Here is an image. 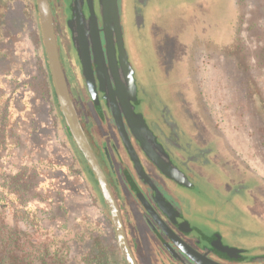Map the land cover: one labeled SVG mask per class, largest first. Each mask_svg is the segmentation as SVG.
Returning a JSON list of instances; mask_svg holds the SVG:
<instances>
[{
  "label": "flooded vegetation",
  "instance_id": "1",
  "mask_svg": "<svg viewBox=\"0 0 264 264\" xmlns=\"http://www.w3.org/2000/svg\"><path fill=\"white\" fill-rule=\"evenodd\" d=\"M143 1L148 2L132 0L138 10L132 15L134 30L139 28ZM225 1L216 2L225 14L211 29L214 31L202 23L204 31L192 35L184 45V60L175 64V70L162 55L167 71L164 80L153 49L154 61H147L136 43L138 68L133 63L122 24L121 0H117L119 31L114 20L104 23L102 0H48L70 98L119 206L127 241L138 264L145 263L142 243L133 234L135 228L143 231L155 257L154 264H264V179L246 166L219 130L198 79L199 67L208 59L239 71L264 70V0ZM160 2H168L172 10H195L197 2L203 0H150L151 4ZM73 17L89 30L90 23L93 37L99 38L104 65L94 62L93 45L97 47L88 34L91 73L84 71L78 55ZM27 22L28 27H33L27 34L29 40L41 64L42 59L45 62L41 83L46 93L48 76L50 82L51 77L36 0H0V61L7 60L8 41L12 40V46L15 37L22 34V24ZM64 39L74 57L67 66L60 52V41ZM119 44L137 85L133 94L127 86L129 72L121 62ZM151 75L159 76L152 87L148 82ZM71 84L75 89L71 90ZM170 88L181 107L170 99ZM50 95L53 97L52 91ZM3 106L0 112L4 111L6 119L5 100ZM118 115L130 148L119 131ZM5 129L6 124L4 140ZM64 130L67 131L65 126ZM68 135L75 164L83 166L80 171L90 197L104 205L108 213L89 163L70 132ZM110 225L109 241L83 230L82 240L87 245L78 259L66 253V264H93L95 257L105 260V264H126ZM186 247L197 259L185 252Z\"/></svg>",
  "mask_w": 264,
  "mask_h": 264
},
{
  "label": "rangeland",
  "instance_id": "2",
  "mask_svg": "<svg viewBox=\"0 0 264 264\" xmlns=\"http://www.w3.org/2000/svg\"><path fill=\"white\" fill-rule=\"evenodd\" d=\"M147 1L141 2L139 28L134 30L132 15L138 11L135 2L121 0L122 24L136 67L138 43L147 61L152 59L154 50L165 80L167 71L166 67L163 70L162 55L175 70V64L184 60V45L192 35L204 31L202 23L207 30L214 31L211 29L225 14L217 3L226 1L203 0L197 2L195 10L184 7L172 10L168 2L151 4ZM21 28L22 34L15 37L12 46V40L8 41L7 60L0 61L3 64L0 102L4 105L5 100L7 104L6 138L0 150V219L45 240L52 250L59 248L64 255L69 253L78 259L87 245L82 240L83 230L95 232L108 241L112 239L110 217L104 207L90 197L80 171L83 166H76L70 151L65 124L57 116L56 107L47 101L41 83L45 62L42 59L41 64L27 35L33 27H28L27 22ZM60 52L65 66L74 62L65 39L60 41ZM198 79L219 130L246 166L264 179V70L239 71L208 59L199 67ZM158 81L159 76L148 77L151 87ZM72 89H75L73 84ZM170 89V99L180 106ZM202 192L207 194L208 190L202 187ZM133 234L137 242L139 239L142 243L144 263L154 264L155 257L143 231L135 228Z\"/></svg>",
  "mask_w": 264,
  "mask_h": 264
},
{
  "label": "water",
  "instance_id": "3",
  "mask_svg": "<svg viewBox=\"0 0 264 264\" xmlns=\"http://www.w3.org/2000/svg\"><path fill=\"white\" fill-rule=\"evenodd\" d=\"M101 4L103 7V13H104V23L110 24L111 21L114 20V24L117 26L118 31H119L120 23H119L117 0H102ZM36 9L38 12L39 24H40V30H41V36H42V44H43L46 58H47L49 73H50L52 87H53V93L57 99V103L59 105L62 117L66 123V126L69 129V132L72 138L77 144L78 149L81 151L84 158L89 163L96 177V180L100 187V191H101L104 204L107 207V210L109 213L110 222L114 228L117 245H118V248L120 250L122 257L124 258L126 264H138L136 262V259L127 241L126 232H125V228L123 225L119 206L96 160V157L87 141L86 135L81 127L78 115L76 113V110L70 98L65 75H64L63 69L61 67L60 59H59L56 37H55V32H54L53 17H52V13L50 10L48 0H36ZM71 22L75 23L76 25V45L78 48V55L83 65V69L84 71L88 69L89 72L91 73V60H90V52H89L88 34L91 35L92 41L94 42V44H96V47H97L96 49L95 46L93 45L94 62L97 65H100V64L104 65V55L102 54V51H101L99 38L93 37L92 32L90 31L92 28V25L90 23H89V27L91 28L89 30L86 28V24L84 22H81L80 20H77L74 17L71 20ZM119 48H122V53H123V54L120 53L121 62L123 65H125V68H127V70L124 68L125 71L129 72V75L126 76V81H128L127 86L130 88L133 94L136 92V88H137V85H136V82L133 76V71L128 61L126 60L123 47L120 44H119ZM163 70H165L164 60H163ZM116 86L117 88H119L118 85ZM115 107H116V111L119 112L116 104H115ZM117 121H118L119 131L124 139L125 145L127 146V148H130L129 143H127L128 142L127 139L125 140L126 133L124 131V127L122 125L119 115H118ZM186 248L187 249L184 248L185 252L191 255L194 259H197L194 254L189 253L190 249L188 247Z\"/></svg>",
  "mask_w": 264,
  "mask_h": 264
},
{
  "label": "trees",
  "instance_id": "4",
  "mask_svg": "<svg viewBox=\"0 0 264 264\" xmlns=\"http://www.w3.org/2000/svg\"><path fill=\"white\" fill-rule=\"evenodd\" d=\"M52 91L53 97L50 95ZM47 101L56 107V114L62 119L67 131H69L62 117L57 99L53 93L50 78L46 85ZM4 111L0 112V150L4 144L5 117ZM69 133V132H68ZM104 207V205H102ZM106 210V208L104 207ZM93 264H105V260L97 259ZM0 264H66V258L59 248L51 249L45 240L6 224L0 219Z\"/></svg>",
  "mask_w": 264,
  "mask_h": 264
}]
</instances>
